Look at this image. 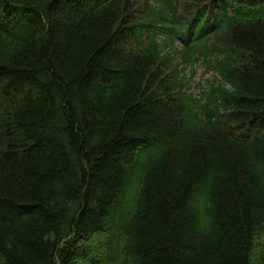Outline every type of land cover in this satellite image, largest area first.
Wrapping results in <instances>:
<instances>
[{"label":"trees","instance_id":"obj_1","mask_svg":"<svg viewBox=\"0 0 264 264\" xmlns=\"http://www.w3.org/2000/svg\"><path fill=\"white\" fill-rule=\"evenodd\" d=\"M83 263L264 264V0H0V264Z\"/></svg>","mask_w":264,"mask_h":264},{"label":"rangeland","instance_id":"obj_2","mask_svg":"<svg viewBox=\"0 0 264 264\" xmlns=\"http://www.w3.org/2000/svg\"><path fill=\"white\" fill-rule=\"evenodd\" d=\"M180 69L182 70V75H190V67L181 66ZM192 69L195 73L191 81V93H193L196 98H199L202 92L206 90L208 83L212 82L213 77L212 74L205 73V69L201 61L198 62Z\"/></svg>","mask_w":264,"mask_h":264}]
</instances>
